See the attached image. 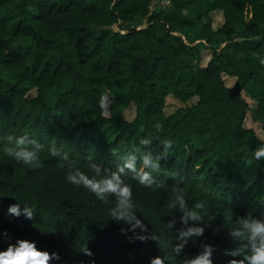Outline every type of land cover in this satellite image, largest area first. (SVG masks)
I'll list each match as a JSON object with an SVG mask.
<instances>
[{"label":"trees","instance_id":"obj_1","mask_svg":"<svg viewBox=\"0 0 264 264\" xmlns=\"http://www.w3.org/2000/svg\"><path fill=\"white\" fill-rule=\"evenodd\" d=\"M155 1L0 0V232H8L0 235V247L16 237L34 239L59 253L52 264H147L160 250L167 264H185L211 244L213 264H246L247 240L231 232L244 219L264 220V158L254 157L261 141L246 125L250 113L264 134V66L258 63L264 0H212L194 37L183 10L200 0H168L160 9ZM31 6L37 9L32 17ZM217 11L223 20L214 26ZM138 17L147 18L145 27L131 28ZM22 38L30 39L25 51ZM185 72L192 75L188 82ZM253 82L260 84L255 93ZM24 85L36 91L33 98ZM102 94L107 110L98 107ZM168 95L185 105L166 113ZM130 102L136 115L128 120ZM19 136L37 150L39 166L3 153ZM132 156L136 171L151 173L153 184L139 185L127 168L119 174L133 188L136 215L147 233L160 237L162 249L121 235L123 222L110 216L115 193L99 201L65 179L69 168L119 172ZM145 156L158 168L146 165ZM178 195L200 220L184 224ZM14 201L33 208L31 220L6 215ZM194 225L203 235L193 234L173 252L179 232ZM86 246L93 257L80 252Z\"/></svg>","mask_w":264,"mask_h":264},{"label":"clouds","instance_id":"obj_2","mask_svg":"<svg viewBox=\"0 0 264 264\" xmlns=\"http://www.w3.org/2000/svg\"><path fill=\"white\" fill-rule=\"evenodd\" d=\"M258 63L264 66V55L258 58ZM107 94H102L98 98V107L103 110L107 103ZM11 139V137H9ZM257 139L261 142L254 151V157L256 160L264 158V135H257ZM25 136H19L16 138L14 144L5 145L3 147V153L11 158H14L17 163L26 165L29 167H37L40 164L38 152L35 148L27 146ZM141 143L148 144L147 139L142 140ZM164 148L167 151L172 144V141L164 140ZM52 155H57L56 151L52 152ZM67 159V155H65ZM135 157H129L125 160L123 167L119 169V172H113L109 175H101L100 167L93 165L95 175H88L79 168H69L66 172L65 179L71 185L81 187L91 193L95 199L104 201L106 194L115 193L119 200L118 205L110 210V216L114 221H122L123 224L119 226V231L130 243L136 241H154L158 249H162L163 245L160 242V237L154 233H147L146 225L136 215L133 206V188L126 184L119 173L123 172L125 168L136 172L135 180L137 183L144 187H150L153 184L154 177L149 172L139 171L135 169ZM144 163L151 168H158L157 162H152L147 156L144 157ZM179 203V207L184 210V216L182 220L184 224H188V220H200L201 217L195 210L187 209L184 203L182 195H178L176 198ZM201 204H196L195 208H201ZM6 215L20 218L22 215L24 218L31 220L33 217V208L25 202L23 205L19 202H12L7 207ZM124 225H127L126 227ZM171 227V224H169ZM139 229V231H137ZM147 233V234H146ZM204 228L199 225L189 226L186 229L179 232L177 239L180 243L174 244L172 251L180 253L184 248V245L188 242V238L193 234L202 236ZM0 235H8L7 230L0 232ZM231 235L234 237H244L247 240V251L244 253V261L246 264H264V220L260 219H244L240 221L239 227L232 230ZM204 251L195 256L185 264H213L212 245L205 244ZM80 252L87 256L93 257L91 249L87 246L79 249ZM233 256L239 255V251L231 253ZM59 253L57 251H49L48 249L39 247L37 241L30 238L16 237L14 240H10L6 247H0V264H52L53 261L59 260ZM84 264V262H81ZM87 264H95L94 259H89ZM147 264H167V257L164 251L160 250L158 254L151 256ZM228 264H237V260L233 259ZM244 264V262H241Z\"/></svg>","mask_w":264,"mask_h":264},{"label":"rangeland","instance_id":"obj_3","mask_svg":"<svg viewBox=\"0 0 264 264\" xmlns=\"http://www.w3.org/2000/svg\"><path fill=\"white\" fill-rule=\"evenodd\" d=\"M212 0H200L197 1L193 4H191L189 7L185 8L183 10V13L188 16L191 21L194 23L193 27H189L186 28V30L188 31V33L191 36H196L200 33L201 29H202V23L204 21V18L202 19L200 16L201 14H203L206 11V8L208 6V4L211 2ZM169 4L168 0H156L155 4H154V8L156 9H160L162 7H165ZM37 13V9L36 7H30V16H35ZM213 16V25H218L220 21L223 20V14L222 12H216V13H211ZM147 22V18H143V17H138L134 22H132V27H145ZM30 47V39L29 38H22L20 40V50L21 51H25ZM211 52H207L206 53V57L205 59L203 58V64L206 65V62L209 60ZM191 73L190 72H185L184 77H183V82H188L191 79ZM24 87L27 89L26 91V96L27 98H33L36 94V91L33 89H29L26 87V85H24ZM68 87V85L64 86L60 91L54 92L49 98H48V104L49 105H53L56 100L58 99V96L60 94L61 91L66 90ZM249 89L252 93L257 92L260 89V84L258 82H253L249 85ZM192 102V101H191ZM189 102V103H191ZM251 104H253L254 102L252 100H250ZM185 103H182L180 101H178L176 98H174L171 95L167 96V99L165 101V105H164V111H166V113H171L174 110H176L177 108H179L180 106H184ZM107 107H105V110ZM136 115V108L133 102L129 103L128 108L126 109V118L128 120H131L134 118V116ZM246 125L248 127L253 128L257 135H264L263 134V130L261 127L260 123H256L252 120L250 113L248 114L247 120H246Z\"/></svg>","mask_w":264,"mask_h":264}]
</instances>
